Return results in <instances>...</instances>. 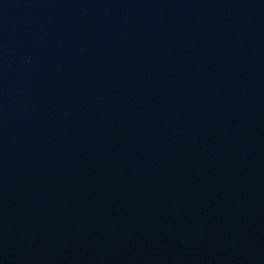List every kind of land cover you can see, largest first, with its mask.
Instances as JSON below:
<instances>
[{"label": "water", "instance_id": "water-1", "mask_svg": "<svg viewBox=\"0 0 264 264\" xmlns=\"http://www.w3.org/2000/svg\"><path fill=\"white\" fill-rule=\"evenodd\" d=\"M0 264H264V0H0Z\"/></svg>", "mask_w": 264, "mask_h": 264}]
</instances>
